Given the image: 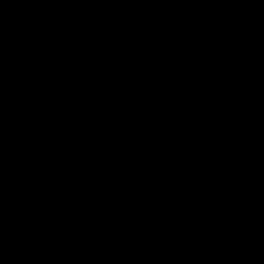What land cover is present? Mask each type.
<instances>
[{"label": "water", "instance_id": "1", "mask_svg": "<svg viewBox=\"0 0 264 264\" xmlns=\"http://www.w3.org/2000/svg\"><path fill=\"white\" fill-rule=\"evenodd\" d=\"M0 264H264V0H0Z\"/></svg>", "mask_w": 264, "mask_h": 264}]
</instances>
